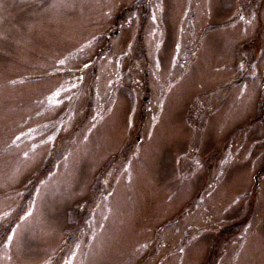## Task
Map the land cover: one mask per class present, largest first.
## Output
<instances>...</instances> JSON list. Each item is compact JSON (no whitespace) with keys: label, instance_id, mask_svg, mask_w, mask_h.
<instances>
[{"label":"rangeland","instance_id":"rangeland-1","mask_svg":"<svg viewBox=\"0 0 264 264\" xmlns=\"http://www.w3.org/2000/svg\"><path fill=\"white\" fill-rule=\"evenodd\" d=\"M193 1L0 0V264H264V0Z\"/></svg>","mask_w":264,"mask_h":264},{"label":"flooded vegetation","instance_id":"flooded-vegetation-1","mask_svg":"<svg viewBox=\"0 0 264 264\" xmlns=\"http://www.w3.org/2000/svg\"><path fill=\"white\" fill-rule=\"evenodd\" d=\"M241 8H239L240 12ZM174 17H178V19L182 22V38L185 43H179L178 45H172L173 51L171 55H168V60L175 64L185 63L190 59V57L187 56V53L189 52L190 56H193L195 54V50L198 45V40L200 36V31L203 28V22L198 17L199 13L202 11V3H198L197 1L193 0H181L180 6L172 10ZM251 17H253V12L251 13ZM201 21V24L199 23ZM177 23V22H175ZM190 24L191 27L188 28V25ZM175 28V27H174ZM191 29L190 37V44L188 41V31ZM178 30L176 35H181ZM189 44V45H188ZM186 54V56H185ZM192 60V59H191Z\"/></svg>","mask_w":264,"mask_h":264}]
</instances>
